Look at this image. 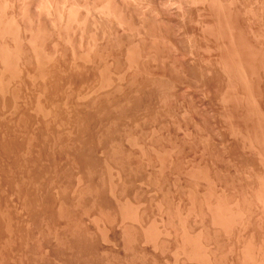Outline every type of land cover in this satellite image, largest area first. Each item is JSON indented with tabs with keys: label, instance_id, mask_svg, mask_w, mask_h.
<instances>
[{
	"label": "rangeland",
	"instance_id": "rangeland-1",
	"mask_svg": "<svg viewBox=\"0 0 264 264\" xmlns=\"http://www.w3.org/2000/svg\"><path fill=\"white\" fill-rule=\"evenodd\" d=\"M76 1H78V2H76ZM89 2H88V0H57V1L56 0H46V1L45 0H0V13H1L0 14V22H1L0 23V55L4 53V55L7 56L9 54L7 57H9V58L15 57L17 60H20V64H24L25 66H28V65L31 66L29 68H33V66H35V64L37 63L36 62L37 60L35 58L33 59V56H35L36 58L43 56V58L49 59L48 66L52 65L49 68L54 66L55 71H56V75L57 76L60 75L61 78L59 76L58 77L60 80L61 79L62 80L57 82L56 76L54 78L52 77L53 79H51V77L48 78V80H52V82H54V83L56 82L57 86L59 83L60 86H58V87H56V85H54V83H52L51 81H49V85L47 83H45L44 81L42 83H40L41 86H43L42 88L45 90V93L43 92L41 94L42 98L44 99L43 96H45V98H48L50 96L51 97H57V95L59 98L60 97H66V96L68 98V97H70L69 95L71 94L72 95L71 99L72 100L74 99L73 101H71V102H73L72 104L70 102L68 104L66 103L67 106L65 105V103L64 104L61 103V105H57L58 109L61 106L60 113H62L63 111L65 113L71 112L70 113V114H72L71 115V118H72L71 121H69V122H67V121L60 122L59 121L58 122V121H54L53 117H52V119H51V117L50 118L46 117V119H45L44 114L36 106L33 105L34 100L32 101V98L28 97L29 99H31V100H29L27 97L24 96V98L21 99L23 97V94L25 95L28 92L26 94V96H29V95L33 94L34 92H36V90H38L37 88H38L39 80L37 81L34 79V81H35V82H33L34 84L38 82V84L35 86L31 83L33 81L32 79H30L32 76H27V78L29 79L28 80L25 77V75H22V77L18 78V81L16 79V81H17L16 83L20 84V85L18 84L19 88H20L19 91L22 92V94L20 93L21 94L20 95L21 98L19 97L20 100H19V98L17 99L18 100L17 104H20V105H17V107L14 109H11L8 104L7 105L6 104L0 105V110L3 108L5 110V111L1 110L2 113L0 111V119H1L0 120V128H1L0 129V143H1L0 146H3V145L6 146V144L10 145V143H11V145L19 144L23 140V138H22L23 136L20 137L22 135V134H20L21 130H24L25 128L26 129H33V131L35 133H38V131H40V129L41 130L44 128L46 129L48 126H49L48 128H50V129H57V127L60 129H62V128L67 129L69 127L68 126V124H69L70 130H72V129L74 131L80 130L81 133L84 132L85 130L88 131L91 127H93L91 125L89 126L90 123H88L87 122L88 120H86L87 115H90V113H92L94 111V109L92 110L93 107L90 104L91 99L95 98L98 95H99L98 97L103 96L104 95L103 93L105 92V90L106 91L112 90L111 85H108V84H105V86H104V84L100 85V83L102 82L103 76L107 72L106 68H109V67L113 68V70L111 68H109L110 71H112V73H114L113 72L114 70L118 71V70L124 69L122 72L124 73V75L126 74L125 79L127 81L128 78H131L130 76L133 74V72L136 73L135 69L133 70V68H135V66H130L129 64L131 62L137 61V63L139 62L138 63L139 67H136V69L137 68H139V69H138V72L136 74L135 73L133 74V77L134 76L135 77L132 81L130 80L132 83L129 80L128 81L131 84L128 83V81L127 82L125 81L126 83H124V84H126V86L123 85L122 86L123 89L119 90V93L122 90L123 92H125V91L130 92V95L131 94H133V95L135 94L137 96L140 95V97L143 98V100H144V101H142L140 99L141 102L145 104L144 105L145 107H143L144 109H142V111H140L142 113V114L140 113V115L145 116V117L142 118L141 116H137L139 118L136 119L137 118L136 117L135 118L136 120L131 119V122H130V120H128L127 121L128 124H126L127 126L125 125V127H127L128 129L127 128L123 129L121 134L123 132H125V133H123L124 135L120 134L121 137L122 136L123 137L122 138L120 137L121 140H119V142H118L121 145L120 146L121 148L119 151H121V153L125 151L124 157L127 158L126 159V161H127L126 162L127 163L126 172L127 173L125 172V175H127L129 173L130 176L128 175L127 178H125V181L123 179L124 188L122 186L123 184H121V186H119V189L122 188V190L118 189L116 193L114 191H112L110 183H108L106 180H105V183L100 184V186L98 188V190H99L98 196H101V198L106 202V205L108 206V210L99 211V210H97L98 209L97 206L95 208H94V206L93 207L89 206L87 209H84V210L75 207L74 211L72 213H73V216L76 217V219L78 220V224H76L78 227H74L73 224L72 225L70 223L67 224V222L64 220V219H66V217L63 215L62 211H60V209L56 203L57 198H59L61 195V192H60L61 190H60L58 184H56V182H51V183L49 182L47 184L43 183V185H42V182L40 183V181H37V180H34V181L31 180L30 181V179H28V178H24L26 181L25 180L22 181L21 180L22 178H20V177H18L19 178V180H18L16 178L17 175L15 173H14L15 177L13 178L14 174H11V176H12L11 177L10 173H12V171L9 173V170H11V169L9 167H7L8 160H6V157L8 159V156L3 154L2 153L3 151H1V149H0V152L2 153V154L0 153V159H1L0 165L3 166V167L0 166V170H1L0 171V264H77V262L79 260L76 258V256L78 257V255L75 254L76 255L75 256L69 247V244L71 241V238H69L70 237L69 231H71V229L73 230L75 228H78V229L80 228V230L82 232L87 234V237H89L90 240H92V242L94 243L93 245L96 247L95 248L96 251L93 255H91V258L89 257V259L87 258L86 261H84L85 264H96V262H97V264H106V263L107 264H163V263L164 264H177V262H178V264H213V263H211V262H209L203 258V255L201 252L202 248H199L200 247L199 243L201 244L200 241L204 240V237H206L207 233H210L212 238L215 236V238L213 239L215 241V245L213 246V248L215 247L214 253L216 255L215 256L216 257V263H214V264H219V263L220 264H233V263L234 264H238V263H241V264L244 263L245 264V262L247 260H248L247 264H249V263L253 264V260L256 258V252H255L256 250H257V252L262 250L260 253L261 256L264 254V252H263L264 251V244H262V243H264V225H262V224H264V218H263L264 217V213H263L264 210L262 209L263 208L262 204L260 202L258 204L256 202L257 200H254V199L258 198V197H256L257 191L255 190V189H257V190L259 189L257 187L259 184L258 182L260 181L261 177L264 178V174H262V173H264V166H263L264 165V163H263L264 158L262 159V157L264 156L263 155L264 154V144H263L264 143V0H168L167 2H166V0H115V1L114 0H89ZM93 2H95V3H93ZM212 2H214V3H212ZM101 4H102V6H101ZM41 5L44 7H42ZM55 5H58V6H55ZM4 7H6V9ZM36 7H38V8H36ZM93 7H94V9H93ZM67 9H68V13L65 14L64 12H67ZM103 9H105V10H103ZM106 9H108V10H106ZM98 10H100V12ZM95 11H97V12L95 13ZM103 12L104 13L106 12V13L104 14ZM46 13L48 15H46ZM70 13L72 15H69ZM54 14L56 17L54 16ZM57 14H58V16H57ZM62 14H63V17H62ZM67 15H69V16L67 17ZM108 16H110V18ZM117 16H118V18H117ZM85 17H86V19H85ZM66 18H68L69 21ZM70 18H72V19H70ZM60 19H61V21L63 19L65 21L63 20V22H61ZM115 19L119 20V21H116ZM168 20L169 21L171 20V21L169 22ZM75 21L76 22L78 21V22L76 23ZM67 22H69V23H67ZM109 22H111V23H109ZM117 22H119V23H117ZM79 23H82V24H79ZM121 23H122V25H121ZM6 24H8V25H6ZM77 24H79L80 26L79 25L77 26ZM123 24H124V28L121 27V26H123ZM71 25L73 28L71 27ZM1 26H3V27H1ZM68 26H70V27H68ZM75 26L78 28H75ZM84 29H85V31H84ZM103 29H106V30H103ZM167 29H169V30H167ZM158 31H161V32L158 33ZM113 33H115V34H113ZM214 35H215V37H214ZM115 36H116V38H115ZM142 36H144V37H142ZM12 38H13V40H12ZM112 40H113V43H112ZM37 41H39V42H37ZM33 42H35V43L33 44ZM96 42H97V44H96ZM93 44H95V45H93ZM164 44L166 46H164ZM172 44L174 45V47ZM189 44L191 45V47ZM194 44H196V45H194ZM144 45H146V46H144ZM35 46H37V47H35ZM91 47L92 48L95 47V48L92 49ZM101 47H104V48H101ZM206 47H208V48L206 49ZM40 49H41V51H40ZM101 49L104 52V53L102 52L103 55L101 53ZM133 49H135V50H133ZM138 49H139V51H138ZM171 49H173V50H171ZM200 49H201V51H200ZM34 50H35V52H34ZM136 50H137V52H136ZM193 50H195V51H193ZM88 51L90 52L89 54H88ZM191 51H192V53H190ZM94 52L96 53L97 56L95 55ZM157 52H158V54H156ZM133 53L137 54V56ZM34 54H36L38 56H36ZM108 55H110V57ZM120 56H122V57H120ZM141 56H142V58H141ZM146 56H148V57H146ZM21 57H23V58H21ZM30 57H31V59H30ZM88 57H90V58H88ZM104 57H106V58H104ZM139 57H140V59H139ZM166 57L168 60L166 59ZM183 57H185L184 60H183ZM222 57H223V59H222ZM231 57H232V59L230 60ZM136 58H137V60H136ZM199 58H201V59L199 60ZM133 59H135V60H133ZM155 59H156V61H155ZM97 60H98V62H97ZM125 60H126V62H125ZM24 61H25V63H24ZM28 61H29V63H26ZM147 61H150V62L147 63ZM158 61H160V62H158ZM21 62H23V63H21ZM100 63H101V65H100ZM105 64H108L107 66H109V67H107V66L104 67ZM67 65L69 66V69L67 68L68 67ZM85 65H86V67H83ZM97 65H98V67H96ZM117 65L120 67H118ZM222 65H224V66L226 65V66L224 67ZM25 66H23V68H28ZM115 66L118 67L119 69L116 70L117 68ZM231 66H232V68H231ZM1 67H2V64L0 63V68ZM94 67L97 70L101 69L102 71L99 70V72H98V71H96V69H94ZM114 67L116 69H114ZM178 67L180 69H178ZM202 67H203V70H202ZM54 68H52V69L54 70ZM78 68H80V69H78ZM183 68H185V69H183ZM58 69H59V71H58ZM194 69H196V70H194ZM231 69H233V70H231ZM130 70H132V71H130ZM197 70H198V73H197ZM223 70H225V71H223ZM0 71H2V68L0 69ZM200 71H201V74L199 73ZM226 71H227V73H226ZM57 72H59L61 74H59V73L57 74ZM152 72L154 74H152ZM228 72L230 75L232 74L231 77L228 74ZM234 72H235V74L233 75ZM77 73H78V79H80L79 76L82 77V75L87 74V76L85 75V76H83V78L86 79L88 77L90 83H88L86 85L84 83L83 84L84 86L82 85L80 87L81 84L77 85V84H73L72 82H69V78H72L75 75H76L75 77H77ZM127 74H129L130 76L128 77ZM199 74L202 76V79H201V76ZM136 75H137L138 81L140 83L139 86L140 87L142 86L141 89H143V90H141L139 87L138 92H136L138 90L137 89L138 88L137 82L135 83V86L137 87L136 89L134 86H132L133 89L130 88L132 84L134 85V81H137ZM154 75H155V79H154ZM62 76H64V77H62ZM228 76H229V78H228ZM65 77L68 80L64 79ZM126 77H128V78H126ZM164 78H166V79H164ZM215 78L217 79V81L214 80ZM24 79L27 80V81L25 80V83H23ZM63 79L65 81H63ZM230 80H232V81H230ZM20 81L22 83H20ZM66 81H67V84H63V83H66ZM98 81H100V82H98ZM46 82H48V81H46ZM60 82H62L63 85ZM68 82L72 83V84H69ZM197 82H198V84H197ZM216 82H217V84H216ZM43 83H45V86L47 84V86L45 88H44ZM26 84H27V86H26ZM18 85H16V87ZM24 85L26 86L28 91ZM97 85H98V87H97ZM99 86H100V88H99ZM108 86H110V87L108 88ZM19 88L17 87V89H19ZM86 88L88 89V91ZM148 88H149V90H148ZM204 88H205V90H204ZM91 89H93V90H91ZM102 89H103V91H102ZM151 89H153V90H151ZM97 90H98V92H97ZM162 90H163V92H162ZM67 91H69V92H67ZM169 91H171V92H169ZM77 92H79L78 97H77ZM85 92H87L86 93L87 95L84 94ZM81 93H82V96H81ZM101 93L103 95L100 96ZM116 93H118V90ZM43 94H45V95H43ZM147 94H149V95H147ZM90 95L91 96L93 95V96L91 97ZM133 95H132V97L134 99ZM202 95H204V96H202ZM137 96L135 97V99H138ZM205 96H207V97H205ZM7 97H10V96H7ZM79 97H81V98L79 99ZM84 97H85V99H84ZM198 97H199V99H198ZM220 97H221V99H219ZM26 98L28 100H26ZM101 98H103V97H101ZM166 98H168V99H166ZM194 98H195V100H194ZM214 98H215V100H214ZM235 98H238L239 100L235 99ZM8 99L9 98H6V100H8ZM133 99L130 98V101L132 100V102H133ZM225 99H226V101H224ZM130 101L128 103H130V105H131L132 103ZM138 102H139V99H138ZM145 102L148 103V106L146 105ZM193 102H195V103H193ZM224 102H225V104H224ZM203 103H204V105H203ZM87 104H89L88 108H87ZM7 107H9V108H7ZM66 107L68 108V110ZM224 107H225V109H224ZM56 109H55V111H57L59 113V110L58 109L56 110ZM151 109H153V110H151ZM144 110L145 111L147 110V111L145 112ZM158 110H160V112ZM208 110H209V112H208ZM13 111H14V113H13ZM15 111H16V114L18 112L17 115H15ZM25 113H27V114H25ZM145 113H146V115H145ZM210 113H211V115H210ZM78 114H79V116H78ZM167 115H168V117H167ZM85 116H86V119L84 118V121H83V117H85ZM156 116H157V118H156ZM23 117H25V118H23ZM75 117L81 118V119L78 120ZM14 119H16V120L14 121ZM44 119L48 120L50 122L47 121V124H46V121ZM149 119H150V121H149ZM153 119H155V120H153ZM76 120L78 122H75ZM81 120H82V122H81ZM138 120H139V122H138ZM53 121L57 122V124H59V126L56 125ZM135 121H137V122L135 123ZM29 123H30V125H29ZM63 123H64V125L62 126ZM129 123H131V124H129ZM138 123H139V125H137ZM144 123H145V125L146 124L147 125L145 126ZM153 123H155V124H153ZM65 124H67V125H65ZM76 124H78V125H76ZM60 125L62 128L60 127ZM79 125L82 127H79ZM137 126H138V128H137ZM139 126L140 127L142 126V127L139 128ZM76 127H78L79 129ZM87 127H88V129H86ZM94 128H96V130H97V127H93L91 129L94 130ZM82 129H84V131ZM137 129H139V130H137ZM160 129H162V130H160ZM4 130H5V132H4ZM93 130H92V132H94ZM96 130H95V132H96ZM12 131H14L13 133H15V132L17 133L19 131L18 132L19 137L15 136L16 139H18L19 141L16 140L15 137H14L15 141L13 140L14 135L13 134L11 135ZM76 131L74 133H77ZM80 131H78V133ZM90 131L91 130H89L88 133L84 132L86 134L83 133L84 134L83 137L85 138V141L82 142V144L85 143L84 145H86V143H87L88 145L90 144L89 146H92L93 152L95 151L94 152L95 159L101 160V161L105 160L107 157V149L105 147L106 142H105L104 135H102L103 136V138H102V136H100V135L97 136L95 133L92 135V137H94L96 135L98 138H96V136H95L93 139V138H91V135H90L91 133L89 134ZM129 131H131V132H129ZM143 132H145V133H143ZM72 133L73 132H71V134ZM134 133H136V134H134ZM88 134L90 135V137ZM133 134H134V136H133L134 139L136 136H137L136 139H138V136L141 135V136H139L138 141L136 139L133 140V138L130 137ZM144 134H147V136L146 135L144 136ZM2 135H4V137ZM74 135H76V134H74ZM74 135L72 134L73 137H74ZM80 135H82V134H80ZM80 135L77 137H80ZM232 135H234V136H232ZM239 135H241V136H239ZM87 136L89 138H91L92 141H91V139L88 140V138H86ZM143 136H144V138H143ZM242 136H244L243 138H245V139H243ZM7 137H8V141H7ZM232 137H234V138H232ZM255 137L257 139H255ZM62 138L63 139L61 141L64 140L63 136H62ZM80 138H82V137H80ZM80 138H77V139L79 140ZM123 138H124V140H123ZM56 140L57 139H55V141ZM82 140H83V138H82ZM86 140L90 141V142L88 143ZM134 141H137V142H134ZM7 142H9V143H7ZM14 142H16V143H14ZM34 142H38L37 138L34 139ZM76 143H80V142L77 141ZM136 143H138L140 145H138ZM91 144H94V145H91ZM130 144H131V146H130ZM142 144H143V146H142ZM137 146L138 147L140 146V147L138 148ZM131 147L133 148V150ZM256 149H257V151H256ZM205 151H207V152H205ZM101 152H102V154H101ZM166 152H168V153H166ZM259 152H261V153L258 154ZM224 153H226V154H224ZM232 154H235V155H232ZM167 155H168V157H167ZM54 156L57 157V155H54ZM228 156L230 158H228ZM130 157H132V158H130ZM158 158H159V160H158ZM210 158H211V160H209ZM4 160H6L5 161L6 163H4ZM128 160H130V161H128ZM261 160H262V162H261ZM241 161H242V163H241ZM162 163H164V164L167 163V164H165V166H164V164H162ZM248 167L251 169H249ZM8 168H9V170L7 171ZM197 168L198 169L202 168V169H199V171H198ZM244 168H246V169H244ZM33 169L34 170H31L30 174L34 175V178H36L35 174L33 172L37 173V170H35V168H33ZM159 169H160V171H159ZM7 173L9 174L8 176H7ZM153 174H154V176H153ZM257 175L259 177L256 178ZM260 175H263V176H260ZM124 177H126V176H124ZM128 177H129V179H128ZM156 177H158V178H156ZM248 177H249V179H247ZM8 178L9 179H11V178L15 179L16 178V182H14V180L11 181ZM230 178L231 179L233 178L232 180L234 182ZM143 179H145L146 181ZM156 179L157 180L159 179L158 182ZM256 179H257V181H256ZM248 180H249V182H248ZM28 181L30 182V184ZM152 181L153 182L155 181V182L153 183ZM139 182H140V184H138ZM256 182H257V184H256ZM19 183H22V184H19ZM104 184H105V187H104ZM229 184H231V185H229ZM44 185L45 186L47 185V187L44 188V190L47 189V190H45V192H44V190H41V189H43V187H45ZM126 185L128 188H125ZM250 186H251V188H250ZM152 187H153V189H152ZM223 187H224V189L222 190ZM252 187L254 189H252ZM22 188L24 191L27 189V192L30 191V193L32 191L31 194L28 193L29 194L28 196L31 195L29 197L30 200L28 199V202H25V200L23 201V196L21 195L22 193L20 192L22 190ZM227 188L229 190H227ZM125 189H127V190H125ZM251 189H252V191H251ZM23 190H22V192H24ZM262 190L263 191L261 193H262L263 197L261 200L263 201L264 186H263ZM150 191H151V193H150ZM216 191H218V193H219V191L221 192V193H219V197H218V193H216ZM231 191H233L234 193ZM111 193H113V194H111ZM120 193H123V194H120ZM34 194L38 195V196L36 197ZM19 195H20V197H19ZM131 195H132V197H131ZM140 195H142V196H140ZM222 195H224V196H222ZM253 195H254V197H253ZM70 196H72L71 191H70ZM112 196H113V198H112ZM128 196L131 199H129ZM221 196H222V199H221ZM244 196H246V197L244 198ZM119 197H121L123 200L121 201V198H119ZM123 197H125V198H123ZM114 198H116V199H114ZM33 199H35V201ZM229 199H230V201H229ZM215 200H216V202H218V201L221 202L219 212L216 211V212H218L219 217L221 216L220 219L224 218V216H225V218H224L225 220L224 219L219 220V222H217L218 220H216V223L220 224V222H223L225 225L226 224L227 225L224 228V229H226V231L220 230V232H219V230L216 229V231L214 230V235H213V232L211 229V224H213L212 220H211L212 217H211L210 211L208 210V207H209V205H212V204L214 205ZM30 201H32L30 203L32 205L28 204ZM124 201H125V203H124ZM213 201H214V203H213ZM234 201H235V218L237 217L235 220H234V217L228 218V216L231 217V215L233 213L232 211H234V210L230 209V208H232V206H234L233 205ZM210 202H212V204ZM236 202L238 203V206L240 207V209L237 206ZM121 204H123V205H121ZM225 204H226V207H225ZM228 205L230 208L228 207ZM114 206H115V208H114ZM123 206H124V208H123ZM222 206H223V208H222ZM236 207H238V208L236 209ZM247 207L248 208L250 207L249 208L250 210L254 207L252 209V214L254 215V216L252 215V218L253 217L254 218L250 221H247V223L250 224L249 226L247 225L248 228L246 225L243 226L244 228L246 226L245 230H243V227L240 226L242 229L241 230V229L237 228L238 227L237 224L238 223L240 224L239 220L242 218L241 215L245 216ZM227 208L229 210H231V212L228 211ZM176 209H177V211H176ZM223 209H225L228 212H226ZM257 209L259 212H256ZM136 210H140L139 212L142 213V215H143L139 219L135 218L136 217L135 216ZM222 210H223V212H222ZM43 212H45L47 215L48 214L50 215V220L46 221L43 224H40V223H42L41 218H42ZM224 212L227 213V215H224L223 214ZM236 212H237L238 216L236 215ZM152 213H154V214H152ZM238 213H240V214H238ZM86 215H88V216H86ZM133 215H134V217H133ZM183 216H185V217H183ZM244 216H243V218H244ZM189 217H191V218H189ZM178 218H179V222H178ZM257 218H259V219H257ZM232 219H233V221H232ZM111 220H113V221H111ZM134 220L135 221L137 220V223ZM133 221H134V223H133ZM225 221H228L231 224H228ZM234 221L236 222L235 225H234ZM166 222H167V226L165 225ZM180 222L181 223L183 222L182 225L180 224ZM232 222H233L234 227L232 225ZM169 223H170V225H169ZM194 223H196V224H194ZM208 223H209V225H208ZM223 223H221V224H223ZM163 225L166 228L168 227L167 230L170 233H168V235H166V233H165L164 234L166 236V237H164L165 242L160 243L157 239V238H159L158 235L160 233L159 234H157V233L159 232V230H161V227H164ZM37 226H39V227H37ZM140 226L141 227L143 226V228L146 227L144 229L145 231L147 230L146 231L147 239H144L145 241L144 240L140 241V240H138V238L136 239L135 235L137 233L138 234L141 233V231H142L140 229ZM171 226H173V227H171ZM151 227H153V228L151 229ZM201 227L202 228L204 227L205 229L204 228L202 229ZM45 228H48L50 230L49 231L47 229L49 231V233L48 232H46V233L42 232V231H44ZM174 228H175V230H174ZM184 228H186L185 232L189 231L190 233H191V231L192 232L198 231V230L202 231L201 234L199 233L198 235H196L198 237V239H197V237L195 238L193 235H191L189 237L191 245H189L190 246L188 248L189 253H187V255H186V253L184 254V252L180 250L181 248L178 249V245L176 244V243H178V240L182 234V229L184 230ZM231 228H232V230H231ZM39 230H41V231H39ZM11 232H13V233H11ZM40 232L43 235L45 234L44 237ZM226 232L228 233V235ZM261 232H262V234H261ZM225 234H226V236H225ZM230 234H231V236H230ZM46 236H47V238H46ZM80 236H79V238L83 237V235L81 237ZM168 236H171V237H168ZM235 236L236 237L238 236L237 237L238 239ZM251 236L253 237L252 239H251ZM106 237H107V239H105ZM114 237H115V239H114ZM74 238H76V236ZM85 238H82V239L84 240ZM32 239H33V241H32ZM44 239H45V241H44ZM76 239H78V237ZM254 239H255V241H254ZM40 240H41L42 244H43V242H45V243L42 245ZM156 240H157V242H156ZM243 240H244V242H243ZM196 242H197V244H196ZM10 243H12V244H10ZM60 243H62V244L59 245ZM65 243H66V245H63ZM157 243H158V245H157ZM27 244H29L28 247H27ZM174 244L177 246H175ZM247 244H248V246H247ZM217 245L219 247H217ZM41 247L42 248L44 247L43 251L41 250L42 249ZM251 247H253V248H251ZM39 249H40V252H39ZM176 249H177V251H175ZM243 249H244V252H242ZM233 250H235V251L233 252ZM245 250H247V251H245ZM252 250H254V251H252ZM11 251L13 252V254ZM240 251L243 254L244 253L251 254V252H252V254L251 255H245L244 254L245 256H243V257H244V260H246L244 262L243 257H241L242 254ZM165 252H166V254H163ZM229 252H231V253H229ZM254 252H255V257L252 256V255H254ZM110 258H111V260H110ZM173 258H175V259H173ZM235 258H237V259L235 260ZM241 258H242V260L239 261ZM74 259H77L78 261L75 262ZM261 259H263V261H264V256H263V258L261 257ZM224 260H226V261H224ZM249 261H252V262H249ZM254 262H256V261L254 260ZM79 264H82V263H79Z\"/></svg>",
	"mask_w": 264,
	"mask_h": 264
},
{
	"label": "bare ground",
	"instance_id": "bare-ground-1",
	"mask_svg": "<svg viewBox=\"0 0 264 264\" xmlns=\"http://www.w3.org/2000/svg\"><path fill=\"white\" fill-rule=\"evenodd\" d=\"M46 1V0H45ZM57 1V0H56ZM115 1V0H114ZM168 0H166V2H167ZM5 2V1H4ZM74 2V1H73ZM76 2H78V1H76ZM88 2H89V0H88ZM210 2V1H209ZM44 3V2H43ZM53 3V2H52ZM90 3V2H89ZM93 3H95V2H93ZM124 3V2H123ZM208 3V2H207ZM212 3H214V2H212ZM2 4V3H1ZM76 4V3H75ZM104 4V3H103ZM106 4V3H105ZM166 4V3H165ZM164 4V5H165ZM53 5V4H52ZM108 5V4H107ZM124 5V4H123ZM6 6V5H5ZM42 6V5H41ZM55 6H58V5H55ZM85 6V5H84ZM88 6V5H87ZM86 6V7H87ZM101 6H102V4H101ZM24 7V6H23ZM42 7H44V6H42ZM71 7V6H70ZM69 7V8H70ZM74 7V6H73ZM104 7V6H103ZM102 7V8H103ZM5 9H6V7H4ZM36 8H38V7H36ZM56 8V7H55ZM58 8V7H57ZM61 8V7H60ZM63 8V7H62ZM88 8V7H87ZM72 9V8H71ZM70 9V10H71ZM93 9H94V7H93ZM180 9V8H179ZM24 10V9H23ZM37 10V9H36ZM74 10V9H73ZM92 10V9H91ZM103 10H105V9H103ZM106 10H108V9H106ZM123 10V9H122ZM126 10V9H125ZM181 10V9H180ZM47 11V10H46ZM50 11V10H49ZM72 11V10H71ZM77 11V10H76ZM93 11V10H92ZM99 12H100V10H98ZM64 12V11H63ZM91 12V11H90ZM97 11H95V13H96ZM102 12V11H101ZM110 12V11H109ZM112 12V11H111ZM120 12V11H119ZM54 13V12H53ZM65 14L66 13H68V9H67V12H64ZM104 13V12H103ZM106 13V12H105ZM104 13V14H105ZM1 14V13H0ZM12 14V13H11ZM10 14V15H11ZM43 14V13H42ZM50 14V13H49ZM64 14V15H65ZM75 14V13H74ZM86 14V13H85ZM90 14V13H89ZM99 14V13H98ZM102 14V13H101ZM100 14V15H101ZM113 14V13H112ZM116 14V13H115ZM123 14V13H122ZM7 15V14H6ZM46 15H48L47 13H46ZM51 15V14H50ZM69 15H72L71 13L69 14ZM69 15H67V17L69 16ZM79 15V14H78ZM87 15V14H86ZM54 16H55V14H54ZM57 16H58V14H57ZM126 16V15H125ZM151 16V15H150ZM56 17V16H55ZM62 17H63V14H62ZM74 17V16H73ZM78 17V16H77ZM76 17V18H77ZM88 17V16H87ZM109 18H110V16H108ZM89 18V17H88ZM87 18V19H88ZM93 18V17H92ZM115 18V17H114ZM117 18H118V16H117ZM125 18V17H124ZM123 18V19H124ZM127 18V17H126ZM137 18V17H136ZM24 19V18H23ZM58 19V18H57ZM66 19H68V18H66ZM70 19H72V18H70ZM81 19V18H80ZM85 19H86V17H85ZM105 19V18H104ZM121 19V18H120ZM131 19V18H130ZM135 19V18H134ZM3 20V19H2ZM1 20V21H2ZM51 20V19H50ZM64 20V19H63ZM63 20L61 21V19H60V21L61 22H63ZM116 20V19H115ZM132 20V19H131ZM7 21V20H6ZM65 21V20H64ZM68 21H69V19H68ZM84 21V20H83ZM82 21V22H83ZM91 21V20H90ZM106 21V20H105ZM116 21H119V20H116ZM122 21V20H121ZM124 21V20H123ZM128 21V20H127ZM169 21V20H168ZM171 21V20H170ZM169 21V22H170ZM76 22V21H75ZM78 22V21H77ZM76 22V23H77ZM107 22V21H106ZM143 22V21H142ZM156 22V21H155ZM164 22V21H163ZM174 22V21H173ZM1 23V22H0ZM66 23V22H65ZM67 23H69V22H67ZM109 23H111V22H109ZM108 23V24H109ZM116 23V22H115ZM117 23H119V22H117ZM128 23V22H127ZM162 23V22H161ZM74 24V23H73ZM79 24H82V23H79ZM79 24H77V26L79 25ZM141 24V23H140ZM148 24V23H147ZM163 24V23H162ZM185 24V23H184ZM203 24V23H202ZM6 25H8V24H6ZM61 25V24H60ZM64 25V24H63ZM67 25V24H66ZM121 25H122V23H121ZM120 25V26H121ZM149 25V24H148ZM23 26V25H22ZM65 26V25H64ZM63 26V27H64ZM80 26V25H79ZM95 26V25H94ZM119 26V25H118ZM127 26V25H126ZM166 26V25H165ZM1 27H3V26H1ZM55 27V26H54ZM61 27V26H60ZM68 27H70V26H68ZM71 27H72V25H71ZM100 27V26H99ZM108 27V26H107ZM121 27H123L124 28V24H123V26H121ZM120 27V28H121ZM151 27V26H150ZM178 27V26H177ZM207 27V26H206ZM11 28V27H10ZM73 28V27H72ZM75 28H78V27H76L75 26ZM126 28V27H125ZM130 28V27H129ZM167 28V27H166ZM202 28V27H201ZM52 29V28H51ZM55 29V28H54ZM57 29V28H56ZM62 29V28H61ZM114 29V28H113ZM159 29V28H158ZM63 30V29H62ZM67 30V29H66ZM72 30V29H71ZM76 30V29H75ZM103 30H106V29H103ZM108 30V29H107ZM121 30V29H120ZM123 30V29H122ZM127 30V29H126ZM146 30V29H145ZM153 30V29H152ZM151 30V31H152ZM167 30H169V29H167ZM206 30V29H205ZM204 30V31H205ZM65 31V30H64ZM84 31H85V29H84ZM111 31V30H110ZM114 31V30H113ZM149 31V30H148ZM154 31V30H153ZM157 31V30H156ZM166 31V30H165ZM209 31V30H208ZM5 32V31H4ZM125 32V31H124ZM150 32V31H149ZM159 32H161V31H158V33ZM168 32V31H167ZM176 32V31H175ZM6 33V32H5ZM83 33V32H82ZM102 33V32H101ZM144 33V32H143ZM148 33V32H147ZM165 33V32H164ZM8 34V33H7ZM6 34V35H7ZM20 34V33H19ZM96 34V33H95ZM105 34V33H104ZM113 34H115V33H113ZM112 34V35H113ZM126 34V33H125ZM192 34V33H191ZM5 35V34H4ZM111 35V34H110ZM124 35V34H123ZM140 35V34H139ZM138 35V36H139ZM154 35V34H153ZM152 35V36H153ZM13 36V35H12ZM11 36V37H12ZM18 36V35H17ZM52 36V35H51ZM96 36V35H95ZM104 36V35H103ZM119 36V35H118ZM174 36V35H173ZM191 36V35H190ZM10 37V36H9ZM46 37V36H45ZM98 37V36H97ZM107 37V36H106ZM111 37V36H110ZM114 37V36H113ZM142 37H144V36H142ZM161 37V36H160ZM165 37V36H164ZM214 37H215V35H214ZM42 38V37H41ZM81 38V37H80ZM101 38V37H100ZM115 38H116V36H115ZM163 38V37H162ZM213 38V37H212ZM58 39V38H57ZM91 39V38H90ZM119 39V38H118ZM125 39V38H124ZM172 39V38H171ZM177 39V38H176ZM12 40H13V38H12ZM92 40V39H91ZM109 40V39H108ZM111 40V39H110ZM164 40V39H163ZM205 40V39H204ZM2 41V40H1ZM31 41V40H30ZM89 41V40H88ZM94 41V40H93ZM92 41V42H93ZM97 41V40H96ZM122 41V40H121ZM124 41V40H123ZM143 41V40H142ZM141 41V42H142ZM167 41V40H166ZM169 41V40H168ZM16 42V41H15ZM14 42V43H15ZM37 42H39V41H37ZM83 42V41H82ZM102 42V41H101ZM164 42V41H163ZM170 42V41H169ZM190 42V41H189ZM194 42V41H193ZM196 42V41H195ZM12 43V42H11ZM35 42H33V44H34ZM100 43V42H99ZM105 43V42H104ZM112 43H113V40H112ZM115 43V42H114ZM119 43V42H118ZM140 43V42H139ZM7 44V43H6ZM37 44V43H36ZM55 44V43H54ZM96 44H97V42H96ZM109 44V43H108ZM170 44V43H169ZM198 44V43H197ZM3 45V44H2ZM30 45V44H29ZM41 45V44H40ZM88 45V44H87ZM93 45H95V44H93ZM111 45V44H110ZM109 45V46H110ZM119 45V44H118ZM123 45V44H122ZM143 45V44H142ZM173 45V44H172ZM188 45V44H187ZM190 45V44H189ZM194 45H196V44H194ZM6 46V45H5ZM9 46V45H8ZM90 46V45H89ZM88 46V47H89ZM97 46V45H96ZM144 46H146V45H144ZM148 46V45H147ZM151 46V45H150ZM163 46V45H162ZM164 46H166L165 44H164ZM2 47V46H1ZM7 47V46H6ZM33 47V46H32ZM35 47H37V46H35ZM44 47V46H43ZM113 47V46H112ZM138 47V46H137ZM136 47V48H137ZM156 47V46H155ZM169 47V46H168ZM173 47H174V45H173ZM188 47V46H187ZM190 47H191V45H190ZM200 47V46H199ZM92 48V47H91ZM93 48H95V47H93ZM92 48V49H93ZM99 48V47H98ZM101 48H104V47H101ZM106 48V47H105ZM111 48V47H110ZM121 48V47H120ZM176 48V47H175ZM174 48V49H175ZM185 48V47H184ZM183 48V49H184ZM202 48V47H201ZM208 47H206V49H207ZM4 49V48H3ZM7 49V48H6ZM5 49V50H6ZM14 49V48H13ZM45 49V48H44ZM156 49V48H155ZM163 49V48H162ZM166 49V48H165ZM8 50V49H7ZM57 50V49H56ZM108 50V49H107ZM111 50V49H110ZM114 50V49H113ZM116 50V49H115ZM121 50V49H120ZM133 50H135V49H133ZM158 50V49H157ZM170 50V49H169ZM171 50H173V49H171ZM185 50V49H184ZM198 50V49H197ZM209 50V49H208ZM219 50V49H218ZM9 51V50H8ZM33 51V50H32ZM40 51H41V49H40ZM76 51V50H75ZM82 51V50H81ZM93 51V50H92ZM138 51H139V49H138ZM141 51V50H140ZM165 51V50H164ZM167 51V50H166ZM193 51H195V50H193ZM200 51H201V49H200ZM10 52V51H9ZM34 52H35V50H34ZM38 52V51H37ZM80 52V51H79ZM98 52V51H97ZM103 51H102V49H101V53H102ZM119 52V51H118ZM136 52H137V50H136ZM145 52V51H144ZM170 52V51H169ZM186 52V51H185ZM8 53V52H7ZM11 53V52H10ZM26 53V52H25ZM28 53V52H27ZM40 53V52H39ZM56 53V52H55ZM63 53V52H62ZM90 52L88 51V54H89ZM95 53V52H94ZM99 53V52H98ZM97 53V54H98ZM104 53V52H103ZM103 53H102V55H103ZM111 53V52H110ZM114 53V52H113ZM190 53H192V51L190 52ZM6 54V53H5ZM14 54V53H13ZM17 54V53H16ZM31 54V53H30ZM38 54V53H37ZM73 54V53H72ZM77 54V53H76ZM80 54V53H79ZM92 54V53H91ZM133 54H135V53H133ZM154 54V53H153ZM156 54H158V52L156 53ZM194 54V53H193ZM9 55V54H8ZM7 55V56H8ZM28 55V54H27ZM26 55V56H27ZM34 55H36V54H34ZM39 55V54H38ZM38 55H36V56H38ZM95 55H96V53H95ZM111 55V54H110ZM110 55H108L109 57H110ZM116 55V54H115ZM118 55V54H117ZM127 55V54H126ZM136 56H137V54H135ZM191 55V54H190ZM197 55V54H196ZM6 55H4V53L3 54H1L0 55V63L2 64V71H0L1 73H0V105H9V107L11 108V109H14V108H16L17 107V105H20V104H17V99L20 97V95L22 94V92H20L19 90H20V88H19V85L16 83L17 81H18V78H20V77H22V75H25V77L27 78V76H32L30 79H32L31 81V83L33 84V85H37L38 84V82L37 83H33V82H35L34 81V79L35 80H39V84L40 83H42L43 81L45 82V83H47L48 85H49V81H51L52 82V80H48V78H50L51 77V79H53L55 76H56V81L57 82H59V81H61L60 79H59V77L61 78V76L60 75H56V71H55V68H54V66L53 67H51V68H49L50 66H52V65H50V66H48V61H49V59H47V58H43V56L42 57H39V58H36L35 56H33V59L35 58L37 61V63L35 64V66H33V68H29V67H31V66H25L24 64H20V60H17L15 57L14 58H9V57H7ZM11 56V55H10ZM24 56V55H23ZM29 56V55H28ZM63 56V55H62ZM65 56V55H64ZM84 56V55H83ZM97 56V55H96ZM139 56V55H138ZM151 56V55H150ZM172 56V55H171ZM12 57V56H11ZM45 57V56H44ZM120 57H122V56H120ZM146 57H148V56H146ZM152 57V56H151ZM202 57V56H201ZM221 57V56H220ZM21 58H23V57H21ZM51 58V57H50ZM75 58V57H74ZM73 58V59H74ZM78 58V57H77ZM84 58V57H83ZM88 58H90V57H88ZM101 58V57H100ZM104 58H106V57H104ZM112 58V57H111ZM126 58V57H125ZM124 58V59H125ZM141 58H142V56H141ZM177 58V57H176ZM184 58L185 57H183V60H184ZM204 58V57H203ZM27 59V58H26ZM30 59H31V57H30ZM47 59V60H46ZM53 59V58H52ZM81 59V58H80ZM97 59V58H96ZM95 59V60H96ZM108 59V58H107ZM139 59H140V57H139ZM147 59V58H146ZM152 59V58H151ZM166 59H167V57H166ZM171 59V58H170ZM173 59V58H172ZM201 58H199V60H200ZM205 59V58H204ZM222 59H223V57H222ZM232 59V57L230 58V60ZM234 59V58H233ZM94 60V59H93ZM102 60V59H101ZM104 60V59H103ZM119 60V59H118ZM133 60H135V59H133ZM136 60H137V58H136ZM153 60V59H152ZM151 60V61H152ZM165 60V59H164ZM168 60V59H167ZM174 60V59H173ZM226 60V59H225ZM23 61V60H22ZM35 61V60H34ZM105 61V60H104ZM120 61V60H119ZM155 61H156V59H155ZM162 61V60H161ZM187 61V60H186ZM219 61V60H218ZM235 61V60H234ZM60 62V61H59ZM74 62V61H73ZM77 62V61H76ZM95 62V61H94ZM97 62H98V60H97ZM113 62V61H112ZM118 62V61H117ZM125 62H126V60H125ZM129 62V61H128ZM136 62V63H135ZM135 62H131L129 65L130 66H135V68H133V70L135 69V71H136V73L138 72V69L139 68H137L136 69V67H139V62L137 63V61H135ZM148 62H150V61H147V63ZM158 62H160V61H158ZM165 62V61H164ZM227 62V61H226ZM21 63H23V62H21ZM24 63H25V61H24ZM26 63H29V61L28 62H26ZM31 63V62H30ZM35 63V62H34ZM67 63V62H66ZM84 63V62H83ZM110 63V62H109ZM116 63V62H115ZM146 63V64H147ZM153 63V62H152ZM157 63V62H156ZM174 63V62H173ZM182 63V62H181ZM187 63V62H186ZM224 63V62H223ZM232 63V62H231ZM230 63V64H231ZM192 64V63H191ZM235 64V63H234ZM54 65V64H53ZM87 65V64H86ZM86 65L85 66H83V67H86ZM90 65V64H89ZM100 65H101V63H100ZM99 65V66H100ZM108 64H105L104 65V67L105 66H107ZM116 65V64H115ZM124 65V64H123ZM122 65V66H123ZM141 65V64H140ZM148 65V64H147ZM150 65V64H149ZM157 65V64H156ZM171 65V64H170ZM176 65V64H175ZM184 65V64H183ZM219 65V64H218ZM232 65V64H231ZM23 66H25V67H28V68H23ZM65 66V65H64ZM68 66V65H67ZM103 66V65H102ZM114 66V65H113ZM112 66V67H113ZM118 66V65H117ZM166 66V65H165ZM169 66V65H168ZM200 66V65H199ZM222 66H224V65H222ZM226 66V65H225ZM224 66V67H225ZM230 66V65H229ZM96 67H98V65L96 66ZM107 67H109V66H107ZM116 67V66H115ZM114 67V69H116V70H118L119 68L118 67H120V66H118V67H116L115 68ZM152 67V66H151ZM181 67V66H180ZM195 67V66H194ZM234 67V66H233ZM0 68V69H1ZM52 68H54V70L52 69ZM66 68V67H65ZM68 69H69V66L67 67ZM91 68V67H90ZM93 68V67H92ZM109 68H111V67H109ZM109 68H106L107 69V72H106V74L103 76V79H102V82L100 83V85L101 84H104V86H105V84H108V85H111V87H112V90H108V91H106L105 90V92L102 94H100V96L101 95H103V96H101V97H103V98H101V97H98V96H96L95 98H93V99H91V102H90V104L92 105V110L94 109V111L92 112V113H90V115H87V119H86V116L85 117H83V121H84V118L86 119V120H88L87 122L88 123H90L89 124V126L91 125V126H93V127H97V130H96V128H94V130L93 129H91V128H93V127H91L89 130H91L90 132H89V134L91 135V138H93L94 139V137L97 135H100V136H102V135H104V137H105V142H106V145H105V147H106V149H107V157H106V159L105 160H97V159H95V156H94V152H93V148H92V146H89L87 143H86V145H84L85 143H83L82 144V142H84L85 141V138L83 137L84 136V134H86V133H88V131H84V129H82L84 132H86V133H84V132H82L81 133V131L80 130H78V131H80L79 133H78V131H76L77 133H74L75 131L73 130H70V125L68 124V128L67 129H64V128H62L61 127V125H60V127L62 128V129H60V128H58L57 127V129H50V128H44V129H40V131H38V133H35L34 131H33V129H24V130H21V133L20 134H22L20 137H22L23 138V140L19 143V144H15V145H11V143H10V145H8V144H6V146H4L3 144V146H0V149H1V151H3L2 153L3 154H5V155H7L8 156V159H7V157H6V160H8V164H7V167H9L11 170H9V168L7 169V171L9 170V173L12 171V173H10V176H11V174H16L17 175V179L19 180V178L18 177H20V178H22L21 180L22 181H24L25 179L24 178H28V179H30V181L31 180H37V181H40V183L42 182V185H43V183L44 184H47V183H51V182H56V184H58V186H59V188H60V192H61V195H60V197L59 198H57V201H56V203H57V205H58V207H59V209H60V211H62V213H63V215L66 217V219H64L66 222H67V224H73L74 225V227H78L76 224H78V220L76 219V217H74L73 216V211H74V208L76 207V208H79V209H82V210H84V209H87L89 206H94V208L97 206V210H99V211H105V210H108V206L106 205V202L101 198V196H98L99 194V190H98V188H99V186H100V184H102V183H105V180L108 182V183H110V185H111V189H112V191H114L115 193L117 192V190L119 189V186H121V184H123L122 186H123V188H124V181H125V178H127V176L129 175V173L127 174V175H125V172H126V167H127V161H126V157H124V152H122L121 153V151H119L120 150V143H118L119 142V140H121L120 139V137H121V135L123 134V133H125V132H123L122 134H121V132L123 131V129H125V128H127V127H125V125L126 124H128L127 123V121L128 120H130V122H131V119H135L137 116H141L142 118L143 117H145V116H142V115H140V111H142V109H144L143 107H145L144 105V103H142L141 102V100L142 101H144L143 100V98H141L140 97V95H133V94H131L130 95V92H123L122 90H121V94L119 93V90L120 89H123L122 88V86L123 85H125L126 86V84H124V83H126L128 80L130 81H132L133 79H134V77H133V74L135 73V72H133V74L130 76L129 74H127L128 75V77L130 76L131 78H128V77H126V78H128L127 79V81H126V79H125V75H124V73L122 72L124 69H121V70H118V71H113L114 73H112V71H110V69ZM122 68V67H121ZM131 68V67H130ZM143 68V67H142ZM165 68V67H164ZM186 68V67H185ZM185 68H183V69H185ZM209 68V67H208ZM223 68V67H222ZM229 68V67H228ZM227 68V69H228ZM231 68H232V66H231ZM235 68V67H234ZM76 69V68H75ZM78 69H80V68H78ZM84 69V68H83ZM94 69H96L95 67H94ZM99 69V68H98ZM112 70H113V68H111ZM141 69V68H140ZM145 69V68H144ZM178 69H180L179 67H178ZM198 69V68H197ZM201 69V68H200ZM225 69V68H224ZM61 70V69H60ZM99 70H101V69H99ZM99 70H97L96 69V71H98L99 72ZM127 70V69H126ZM146 70V69H145ZM169 70V69H168ZM177 70V69H176ZM194 70H196V69H194ZM202 70H203V67H202ZM221 70V69H220ZM231 70H233V69H231ZM235 70V69H234ZM9 73H8V72ZM58 71H59V69H58ZM85 71V70H84ZM92 71V70H91ZM102 71V70H101ZM104 71V70H103ZM130 71H132V70H130ZM141 71V70H140ZM143 71V70H142ZM175 71V70H174ZM178 71V70H177ZM218 71V70H217ZM223 71H225V70H223ZM238 71V70H237ZM75 72V71H74ZM125 72V71H124ZM146 72V71H145ZM144 72V73H145ZM194 72V71H193ZM210 72V71H209ZM215 72V71H214ZM230 72V71H229ZM229 72H228V74H229ZM59 72H57V74H58ZM80 73V72H79ZM135 73V74H136ZM197 73H198V70H197ZM200 74H201V71L199 72ZM204 73V72H203ZM221 73V72H220ZM226 73H227V71H226ZM231 73V72H230ZM59 74H61V73H59ZM75 74V73H74ZM152 74H154L153 72H152ZM161 74V73H160ZM178 74V73H177ZM192 74V73H191ZM195 74V73H194ZM199 74V75H200ZM211 74V73H210ZM235 74V72L233 73V75ZM87 76V74H84V75H82V77L81 76H79L80 77V79H78V73H77V77H75V76H73L72 78H69V82H72L73 84H81L80 85V87L85 83V85L86 84H88V83H90L89 82V78L87 77L86 79L85 78H83V76ZM138 75V74H137ZM137 75H136V77H137ZM146 75V74H145ZM230 75V74H229ZM232 75V74H231ZM231 75H230V77H231ZM93 76V75H92ZM185 76V75H184ZM201 76V75H200ZM214 76V75H213ZM226 76V75H225ZM53 77V78H52ZM62 77H64V76H62ZM68 77V76H67ZM146 77V76H145ZM157 77V76H156ZM193 77V76H192ZM196 77V76H195ZM215 77V76H214ZM218 77V76H217ZM83 78V79H82ZM142 78V77H141ZM150 78V77H149ZM162 78V77H161ZM190 78V77H189ZM200 78V77H199ZM226 78V77H225ZM228 78H229V76H228ZM16 79H17V81H16ZM28 79V78H27ZM64 79H66V80H68L66 77L64 78ZM63 79V81H65ZM91 79V78H90ZM154 79H155V75H154ZM164 79H166V78H164ZM201 79H202V76H201ZM219 79V78H218ZM25 80L26 79H24L23 81V83H25ZM29 80V79H28ZM42 80V81H41ZM55 80V79H54ZM137 81H134V85L132 84L131 85V89H133V87L132 86H134L135 87V89L137 88L136 86H135V83L137 82L138 84H137V86H138V90L136 91V92H138L139 91V85H140V83H139V81H138V77H137V79H136ZM140 80V79H139ZM150 80V79H149ZM148 80V81H149ZM204 80V79H203ZM202 80V81H203ZM208 80V79H207ZM214 80H216L217 81V79L215 78ZM27 81V80H26ZM41 81V82H40ZM46 81H48V82H46ZM126 81V82H125ZM128 81V83H130ZM147 81V80H146ZM154 81V80H153ZM165 81V80H164ZM209 81V80H208ZM213 81V80H212ZM229 81V80H228ZM230 81H232V80H230ZM30 82V81H29ZM68 82V83H69ZM79 82V83H78ZM98 82H100V81H98ZM144 82V81H143ZM159 82V81H158ZM157 82V83H158ZM161 82V81H160ZM220 82V81H219ZM218 82V83H219ZM20 83H22L21 81H20ZM45 83H43V85H44V88L47 86V84H46V86H45ZM52 83H54V82H52ZM51 83V84H52ZM61 84H62V82H60ZM72 83H69V84H72ZM132 83V82H131ZM130 83V84H131ZM153 83V82H152ZM215 83V82H214ZM38 84V90H36V92H34L33 94H31V95H29V96H26V94L28 93H26L25 95L23 94V97L21 98V99H23L24 98V96L25 97H29V98H32V101L34 100V106H36L43 114H44V117H45V119H46V117H48V118H50L51 117V119H52V117H53V120L54 121H60V122H64V121H67V122H69V121H71L72 120V118H71V115L72 114H70L71 112H69V113H65L63 110V112L62 113H60V108H61V106H60V108L58 109V106L57 105H61V103H65V105H66V103L68 104L69 102L72 104L73 102H71V101H73L72 99H71V94L69 95L70 97H68L67 98V96L66 97H58V95H57V97H48V98H45V96H43L44 97V99L42 98V93L44 92L45 93V90L42 88L43 86H41V84L39 85ZM50 84V85H51ZM57 83L55 82L54 83V85H56ZM63 84H67V81H66V83H63ZM62 84V85H63ZM99 84V83H98ZM129 84V85H130ZM146 84V83H145ZM156 84V83H155ZM154 84V85H155ZM197 84H198V82H197ZM203 84V83H202ZM207 84V83H206ZM216 84H217V82H216ZM16 85H18L17 87L19 88V89H17V87H16ZM128 85V86H129ZM151 85V84H150ZM158 85V84H157ZM213 85V84H212ZM232 85V84H231ZM25 86V85H24ZM26 86H27V84H26ZM26 86H25V88H26ZM58 86H60L59 85V83H58ZM57 85H56V87H58ZM70 86V85H69ZM76 86V85H75ZM84 86V85H83ZM124 86V87H125ZM162 86V85H161ZM203 86V85H202ZM21 87V86H20ZM30 87V86H29ZM64 87V86H63ZM74 87V86H73ZM97 87H98V85H97ZM110 86H108V88H109ZM142 87V86H141ZM141 87H140V89H141ZM24 88V89H25ZM61 88V87H60ZM99 88H100V86H99ZM129 88V87H128ZM129 88V89H130ZM157 88V87H156ZM161 88V87H160ZM23 89V90H24ZM27 89V88H26ZM30 89V88H29ZM47 89V88H46ZM62 89V88H61ZM67 89V88H66ZM72 89V88H71ZM87 89V88H86ZM98 89V88H97ZM111 89V88H110ZM126 89V88H125ZM163 89V88H162ZM57 90V89H56ZM73 90V89H72ZM91 90H93V89H91ZM90 90V91H91ZM117 90H118V93H116L117 92ZM128 90V89H127ZM141 90H143V89H141ZM148 90H149V88H148ZM151 90H153V89H151ZM160 90V89H159ZM204 90H205V88H204ZM27 91H28V89H27ZM32 91V90H31ZM76 91V90H75ZM80 91V90H79ZM87 91H88V89H87ZM95 91V90H94ZM93 91V92H94ZM102 91H103V89H102ZM130 91V90H129ZM209 91V90H208ZM216 91V90H215ZM221 91V90H220ZM62 92V91H61ZM66 92V91H65ZM67 92H69V91H67ZM73 92V91H72ZM81 92V91H80ZM92 92V93H93ZM97 92H98V90H97ZM152 92V91H151ZM159 92V91H158ZM162 92H163V90H162ZM161 92V93H162ZM169 92H171V91H169ZM174 92V91H173ZM21 93V94H20ZM25 93V92H24ZM32 93V92H31ZM56 93V92H55ZM64 93V92H63ZM78 93L79 92H77V97H78ZM87 92H85L84 94H86ZM95 93V92H94ZM132 93V92H131ZM134 93V92H133ZM160 93V92H159ZM202 93V92H201ZM47 94V93H46ZM57 94V93H56ZM61 94V93H60ZM90 94V93H89ZM96 94V93H95ZM98 94V93H97ZM139 94V93H138ZM143 94V93H142ZM141 94V95H142ZM218 94V93H217ZM43 95H45V94H43ZM48 95V94H47ZM55 95V94H54ZM68 95V94H67ZM75 95V94H74ZM80 95V94H79ZM87 95V94H86ZM132 95L134 96V99H133V97H132ZM147 95H149V94H147ZM205 95V94H204ZM204 95H202V96H204ZM212 95V94H211ZM210 95V96H211ZM214 95V94H213ZM7 96H10V97H7ZM53 96V95H52ZM61 96V95H60ZM63 96V95H62ZM81 96H82V93H81ZM91 96V95H90ZM93 96V95H92ZM91 96V97H92ZM138 97V99H139V102H138V99H135V97ZM140 97V98H139ZM154 97V96H153ZM205 97H207V96H205ZM6 98H9L8 100H6ZM20 98H19V100H20ZM26 98V100H28ZM81 97H79V99H80ZM87 98V97H86ZM90 98V97H89ZM130 98H132L133 99V102H132V100L130 101ZM152 98V97H151ZM159 98V97H158ZM216 98V97H215ZM215 98H214V100H215ZM78 99V98H77ZM76 99V100H77ZM78 99V100H79ZM84 99H85V97H84ZM141 99V100H140ZM166 99H168V98H166ZM173 99V98H172ZM186 99V98H185ZM198 99H199V97H198ZM219 99H221V97L219 98ZM224 99V98H223ZM235 99H238V98H235ZM25 100V101H26ZM29 100H31V99H29ZM147 100V99H146ZM150 100V99H149ZM152 100V99H151ZM171 100V99H170ZM194 100H195V98H194ZM193 100V101H194ZM213 100V101H214ZM229 100V99H228ZM239 100V99H238ZM131 102L132 104L130 105V103H128V102ZM148 101V100H147ZM146 101V102H147ZM155 101V100H154ZM166 101V100H165ZM181 101V100H180ZM197 101V100H196ZM202 101V100H201ZM217 101V100H216ZM220 101V100H219ZM224 101H226V99L224 100ZM75 102V101H74ZM88 102V101H87ZM145 102V103H146ZM156 102V101H155ZM164 102V101H163ZM212 102V101H211ZM23 103V102H22ZM29 103V102H28ZM128 103V104H127ZM193 103H195V102H193ZM198 103V102H197ZM209 103V102H208ZM223 103V102H222ZM26 104V103H25ZM160 104V103H159ZM163 104V103H162ZM212 104V103H211ZM224 104H225V102H224ZM228 104V103H227ZM28 105V104H27ZM32 105V104H31ZM88 105L89 104H87V108H88ZM146 105L148 106V103H146ZM196 105V104H195ZM203 105H204V103H203ZM67 106V105H66ZM5 107V106H4ZM9 107H7V108H9ZM29 107V106H28ZM59 110V113L57 112V111H55V109L56 108ZM63 107V106H62ZM153 107V106H152ZM165 107V106H164ZM6 108V109H7ZM35 108V107H34ZM36 108V109H37ZM67 108V107H66ZM65 108V109H66ZM170 108V107H169ZM174 108V107H173ZM193 108V107H192ZM10 109V110H11ZM30 109V108H29ZM56 109V110H57ZM64 109V108H63ZM75 109V108H74ZM79 109V108H78ZM83 109V108H82ZM90 109V108H89ZM146 109V108H145ZM161 109V108H160ZM205 109V108H204ZM224 109H225V107H224ZM1 110H4V108L3 109H1ZM0 110V111H1ZM67 110H68V108H67ZM70 110V109H69ZM151 110H153V109H151ZM260 110V109H259ZM5 111V110H4ZM12 111V110H11ZM19 111V110H18ZM29 111V110H28ZM66 111V110H65ZM76 111V110H75ZM145 111V110H144ZM147 111V110H146ZM145 111V112H146ZM159 112H160V110H158ZM174 111V110H173ZM195 111V110H194ZM23 112V111H22ZM25 112V111H24ZM80 112V111H79ZM84 112V111H83ZM139 112V113H138ZM208 112H209V110H208ZM1 113H2V111H1ZM9 113V112H8ZM7 113V114H8ZM13 113H14V111H13ZM12 113V114H13ZM166 113V112H165ZM187 113V112H186ZM205 113V112H204ZM203 113V114H204ZM4 114V113H3ZM17 114H18V112H17ZM16 114V111H15V115H17ZM25 114H27V113H25ZM139 114V115H138ZM142 114V113H141ZM144 114V113H143ZM156 114V113H155ZM158 114V113H157ZM170 114V113H169ZM174 114V113H173ZM196 114V113H195ZM260 114V113H259ZM9 115V114H8ZM30 115V114H29ZM83 115V114H82ZM145 115H146V113H145ZM210 115H211V113H210ZM262 115V114H261ZM2 116V115H1ZM11 116V115H10ZM21 116V115H20ZM25 116V115H24ZM78 116H79V114H78ZM148 116V115H147ZM151 116V115H150ZM149 116V117H150ZM165 116V115H164ZM7 117V116H6ZM12 117V116H11ZM26 117V116H25ZM25 117H23V118H25ZM140 117V118H141ZM152 117V116H151ZM150 117V118H151ZM163 117V116H162ZM167 117H168V115H167ZM13 118V117H12ZM47 118V119H48ZM76 119H78V120H80L81 118H77V117H75ZM139 117H137L136 119H138ZM156 118H157V116H156ZM161 118V117H160ZM198 118V117H197ZM34 119V118H33ZM44 119V120H45ZM135 119V120H136ZM145 119V118H144ZM152 119V118H151ZM208 119V118H207ZM212 119V118H211ZM1 120V119H0ZM10 120V119H9ZM16 119H14V121H15ZM31 120V119H30ZM38 120V119H37ZM49 120V119H48ZM48 120H45L46 121V124H47V121ZM75 120V119H74ZM140 120V119H139ZM139 120H138V122H139ZM146 120V119H145ZM148 120V119H147ZM153 120H155V119H153ZM190 120V119H189ZM13 121V122H14ZM53 121V122H54ZM149 121H150V119H149ZM48 122H50V121H48ZM75 122H78L77 120L75 121ZM74 122V123H75ZM81 122H82V120H81ZM134 122V121H133ZM132 122V123H133ZM137 121H135V123H136ZM146 122V121H145ZM153 122V121H152ZM19 123V122H18ZM33 123V122H32ZM56 125H58L59 126V124H57V122H54ZM53 123V124H54ZM72 123V122H71ZM86 123V122H85ZM149 123V122H148ZM159 123V122H158ZM231 123V122H230ZM34 124V123H33ZM49 124V123H48ZM61 124V123H60ZM129 124H131V123H129ZM143 124V123H142ZM152 124V123H151ZM153 124H155V123H153ZM14 125V124H13ZM29 125H30V123H29ZM52 125V124H51ZM64 125V123L62 124V126ZM65 125H67V124H65ZM76 125H78V124H76ZM82 125V124H81ZM86 125V124H85ZM135 125V124H134ZM133 125V126H134ZM137 125H139V123L137 124ZM144 125H145V123H144ZM143 125V126H144ZM147 125V124H146ZM145 125V126H146ZM157 125V124H156ZM33 126V125H32ZM42 126V125H41ZM127 126V125H126ZM149 126V125H148ZM175 126V125H174ZM35 127V126H34ZM45 127V126H44ZM79 127H82V126H80L79 125ZM102 127V128H101ZM136 127V126H135ZM142 127V126H141ZM140 126H139V128H141ZM19 128V127H18ZM33 128V127H32ZM66 128V127H65ZM76 128H78V127H76ZM137 128H138V126H137ZM151 128V127H150ZM156 128V127H155ZM1 129V128H0ZM38 129V128H37ZM75 129V128H74ZM79 129V128H78ZM81 129V128H80ZM86 129H88V127L86 128ZM128 129V128H127ZM126 129V130H127ZM132 129V128H131ZM136 129V128H135ZM168 129V128H167ZM233 129V128H232ZM7 130V129H6ZM10 130V129H9ZM14 130V129H13ZM18 130V129H17ZM92 130L94 131V132H92ZM95 130H96V132H95ZM100 130V131H99ZM137 130H139V129H137ZM141 130V129H140ZM152 130V129H151ZM160 130H162V129H160ZM159 130V131H160ZM188 130V129H187ZM193 130V129H192ZM196 130V129H195ZM230 130V129H229ZM241 130V129H240ZM36 131V130H35ZM142 131V130H141ZM150 131V130H149ZM148 131V132H149ZM175 131V130H174ZM231 131V130H230ZM242 131V130H241ZM4 132H5V130H4ZM3 132V133H4ZM14 131H12L11 132V135L13 134L14 136H13V140L15 141V139H16V137L15 136H17V137H19L18 135V132L16 133H13ZM71 132H73L72 134L74 135V134H76V135H74V137L76 138H74L73 136H72V134H71ZM129 132H131V131H129ZM162 132V131H161ZM196 132V131H195ZM10 133V132H9ZM84 133V134H83ZM96 133V135L94 136V137H92V135L93 134H95ZM143 133H145V132H143ZM186 133V132H185ZM191 133V132H190ZM197 133V132H196ZM217 133V132H216ZM71 134V135H70ZM78 134V135H77ZM80 134H82V135H80ZM88 134V135H89ZM121 134V135H120ZM134 134H136V133H134ZM134 134L132 135V136H130L131 138H133V140H135L136 139V137H135V139H134ZM140 134V133H139ZM142 134V133H141ZM10 135V134H9ZM80 135V137H82L83 138V140H82V138H80V137H77V136H79ZM90 135H89V137H90ZM124 135V134H123ZM126 135V134H125ZM143 135V134H142ZM147 136V134H144V136ZM243 135V134H242ZM3 137H4V135H2ZM62 136L64 137V140L63 141H61L63 138H62ZM86 136V135H85ZM96 136V138H98ZM127 136V135H126ZM139 136H141V135H139ZM139 136H138V139H139ZM144 136H143V138H144ZM149 136V135H148ZM227 136V135H226ZM232 136H234V135H232ZM239 136H241V135H239ZM250 136V135H249ZM14 137H15V139H14ZM88 136L86 137V138H88V140L89 139H91V138H89ZM123 137V136H122ZM121 137V138H122ZM244 136H242V138H243ZM258 137V136H257ZM35 138H37V141L38 142H34V139ZM77 138H80L79 140L77 139ZM102 138H103V136H102ZM232 138H234V137H232ZM262 138V137H261ZM55 139H57L56 141H55ZM138 139H136L137 141H138ZM203 139V138H202ZM243 139H245V138H243ZM248 139V138H247ZM255 139H257L256 137H255ZM5 140V139H4ZM16 140H18V139H16ZM50 140V141H49ZM52 140V141H51ZM55 142H54V141ZM123 140H124V138H123ZM127 140V139H126ZM131 140V139H130ZM148 140V139H147ZM146 140V141H147ZM7 141H8V137H7ZM19 141V140H18ZM80 142V143H76V142ZM87 141V140H86ZM91 141H92V139H91ZM137 141H134V142H137ZM140 141V140H139ZM242 141V140H241ZM249 141V140H248ZM252 141V140H251ZM10 142V141H9ZM9 142H7V143H9ZM52 142V143H51ZM88 143L90 142V141H87ZM103 142V141H102ZM128 142V141H127ZM132 142V141H131ZM133 142V143H134ZM141 142V141H140ZM139 142V143H140ZM143 142V141H142ZM189 142V141H188ZM195 142V141H194ZM230 142V141H229ZM256 142V141H255ZM259 142V141H258ZM14 143H16V142H14ZM18 143V142H17ZM166 143V142H165ZM196 143V142H195ZM202 143V142H201ZM250 143V142H249ZM248 143V144H249ZM1 144V143H0ZM13 144V143H12ZM136 144H138V143H136ZM144 144V143H143ZM143 144H142V146H143ZM258 144V143H257ZM264 144V143H263ZM91 145H94V144H91ZM100 145V144H99ZM129 145V144H128ZM138 145H140V144H138ZM226 145V144H225ZM254 145V144H253ZM130 146H131V144H130ZM203 146V145H202ZM227 146V145H226ZM100 147V146H99ZM136 147V146H135ZM138 147V146H137ZM140 147V146H139ZM138 147V148H139ZM253 147V146H252ZM103 148V147H102ZM132 148V147H131ZM137 148V149H138ZM224 148V147H223ZM229 148V147H228ZM227 148V149H228ZM244 148V147H243ZM128 149V148H127ZM141 149V148H140ZM200 149V148H199ZM231 149V148H230ZM241 149V148H240ZM132 150H133V148H132ZM171 150V149H170ZM203 150V149H202ZM248 150V149H247ZM263 150V149H262ZM261 150V151H262ZM130 151V150H129ZM166 151V150H165ZM256 151H257V149H256ZM182 152V151H181ZM205 152H207V151H205ZM263 152V151H262ZM1 153V152H0ZM1 153V154H2ZM105 153V152H104ZM166 153H168V152H166ZM244 153V152H243ZM261 152H259L258 154H260ZM101 154H102V152H101ZM129 154V153H128ZM204 154V153H203ZM224 154H226V153H224ZM54 155H57V157L56 156H54ZM132 155V154H131ZM134 155V154H133ZM169 155V154H168ZM168 155H167V157H168ZM210 155V154H209ZM221 155V154H220ZM232 155H235V154H232ZM264 155V154H263ZM130 156V155H129ZM194 156V155H193ZM204 156V155H203ZM242 156V155H241ZM261 156V155H260ZM104 157V156H103ZM128 157V156H127ZM164 157V156H163ZM171 157V156H170ZM232 157V156H231ZM234 157V156H233ZM262 157V156H261ZM260 157V158H261ZM100 158V157H99ZM130 158H132V157H130ZM136 158V157H135ZM172 158V157H171ZM228 158H230L229 156H228ZM235 158V157H234ZM233 158V159H234ZM264 158V156L262 157V159ZM3 159V158H2ZM222 159V158H221ZM227 159V158H226ZM1 160V159H0ZM6 160H4V163H6L5 161ZM158 160H159V158H158ZM202 160V159H201ZM204 160V159H203ZM209 160H211V158L209 159ZM220 160V159H219ZM128 161H130V160H128ZM162 161V160H161ZM177 161V160H176ZM188 161V160H187ZM192 161V160H191ZM252 161V160H251ZM255 161V160H254ZM264 161V160H263ZM2 162V161H1ZM164 162V161H163ZM166 162V161H165ZM172 162V161H171ZM244 162V161H243ZM261 162H262V160H261ZM147 163V162H146ZM212 163V162H211ZM231 163V162H230ZM241 163H242V161H241ZM250 163V162H249ZM264 163V162H263ZM3 164V163H2ZM162 164H164V163H162ZM165 164H167V163H165ZM165 164H164V166H165ZM175 164V163H174ZM173 164V165H174ZM229 164V163H228ZM248 164V163H247ZM253 164V163H252ZM4 165V164H3ZM6 165V164H5ZM204 165V164H203ZM210 165V164H209ZM216 165V164H215ZM244 165V164H243ZM263 165V164H262ZM0 166H2V165H0ZM168 166V165H167ZM171 166V165H170ZM248 166V165H247ZM264 166V165H263ZM3 167V166H2ZM6 167V166H5ZM142 167V166H141ZM140 167V168H141ZM144 167V166H143ZM237 167V166H236ZM253 167V166H252ZM33 168H35V170H37V173L36 172H33L34 174H35V177L36 178H34V175H31L30 173H31V170H34ZM164 168V167H163ZM243 168V167H242ZM249 168V167H248ZM132 169V168H131ZM147 169V168H146ZM153 169V168H152ZM179 169V168H178ZM181 169V168H180ZM198 169V168H197ZM199 169H202V168H199ZM199 169H198V171H199ZM244 169H246V168H244ZM249 169H251V168H249ZM257 169V168H256ZM262 169V168H261ZM4 170V169H3ZM164 170V169H163ZM173 170V169H172ZM175 170V169H174ZM1 171V170H0ZM6 171V172H7ZM129 171V170H128ZM159 171H160V169H159ZM168 171V170H167ZM189 171V170H188ZM262 171V170H261ZM3 172V171H2ZM153 172V171H152ZM216 172V171H215ZM245 172V171H244ZM127 173V172H126ZM193 173V172H192ZM241 173V172H240ZM253 173V172H252ZM15 174H14V176H13V178L15 177ZM155 174V173H154ZM154 174H153V176H154ZM160 174V173H159ZM208 174V173H207ZM213 174V173H212ZM257 174V173H256ZM262 174H264V173H262ZM9 174L7 173V176H8ZM170 175V174H169ZM225 175V174H224ZM239 175V174H238ZM124 176H126V177H124ZM130 176V175H129ZM134 176V175H133ZM143 176V175H142ZM158 176V175H157ZM161 176V175H160ZM165 176V175H164ZM171 176V175H170ZM180 176V175H179ZM206 176V175H205ZM214 176V175H213ZM260 176H263V175H260ZM12 177V176H11ZM132 177V176H131ZM177 177V176H176ZM185 177V176H184ZM234 177V176H233ZM257 177H259L258 175L256 176V178ZM13 178H11V179H9V180H14V182H16V178L15 179H13ZM156 178H158V177H156ZM205 178V177H204ZM263 177H261L260 178V181L258 182L259 184H258V190L257 189H255L257 192V196L256 197H258L257 199H254V200H257L256 202L259 204V202L262 204V209L264 210V198H263V201L261 200L262 199V189H263V186H264V178L262 179ZM6 179V178H5ZM123 179H124V181H123ZM128 179H129V177H128ZM132 179V178H131ZM153 179V178H152ZM151 179V180H152ZM193 179V178H192ZM231 179V178H230ZM233 179V178H232ZM231 179V180H232ZM247 179H249V177L247 178ZM7 180V179H6ZM127 180V179H126ZM143 180H145V179H143ZM157 180V179H156ZM159 180V179H158ZM158 180H157V182H158ZM259 180V179H258ZM26 181V180H25ZM32 181V182H33ZM123 181V182H122ZM137 181V180H136ZM146 181V180H145ZM148 181V180H147ZM161 181V180H160ZM186 181V180H185ZM222 181V180H221ZM233 181V180H232ZM251 181V180H250ZM256 181H257V179H256ZM18 182V181H17ZM20 182V181H19ZM29 182V181H28ZM143 182V181H142ZM153 182V181H152ZM155 182V181H154ZM153 182V183H154ZM166 182V181H165ZM225 182V181H224ZM234 182V181H233ZM248 182H249V180H248ZM129 183V182H128ZM193 183V182H192ZM230 183V182H229ZM240 183V182H239ZM243 183V182H242ZM4 184V183H3ZM6 184V183H5ZM19 184H22V183H19ZM24 184V183H23ZM29 184H30V182H29ZM33 184V183H32ZM138 184H140V182L138 183ZM149 184V183H148ZM147 184V185H148ZM241 184V183H240ZM239 184V185H240ZM256 184H257V182H256ZM18 185V184H17ZM26 185V184H25ZM51 185V184H50ZM150 185V184H149ZM160 185V184H159ZM186 185V184H185ZM188 185V184H187ZM229 185H231V184H229ZM263 185V186H262ZM8 186V185H7ZM23 186V185H22ZM34 186V185H33ZM45 186V185H44ZM103 186V185H102ZM130 186V185H129ZM132 186V185H131ZM151 186V185H150ZM235 186V185H234ZM248 186V185H247ZM254 186V185H253ZM12 187V186H11ZM26 187V186H25ZM47 187V185L45 186V187H43V189H41V190H44V188H46ZM104 187H105V184H104ZM221 187V186H220ZM219 187V188H220ZM229 187V186H228ZM18 188V187H17ZM28 188V187H27ZM30 188V187H29ZM58 188V187H57ZM125 188H128L127 187V185L125 186ZM139 188V187H138ZM150 188V187H149ZM160 188V187H159ZM250 188H251V186H250ZM9 189V188H8ZM121 190H122V188H120ZM119 189V190H120ZM130 189V188H129ZM152 189H153V187H152ZM224 189V187L222 188V190ZM235 189V188H234ZM252 189H254L253 187H252ZM252 189H251V191H252ZM22 190H23V188H22ZM22 190L19 192L22 196H23V201L25 200V202H28V199H29V197L31 196H28L29 194L28 193H30V191H28L27 192V189L24 191V192H22ZM33 190V189H32ZM37 190V189H36ZM39 190V189H38ZM45 190H47V189H45ZM45 190H44V192H45ZM125 190H127V189H125ZM227 190H229L228 188H227ZM8 191V190H7ZM70 191L72 192V196H70ZM221 191V190H220ZM219 191V193H221ZM250 191V192H251ZM5 192V191H4ZM9 192V191H8ZM41 192V191H40ZM111 192V191H110ZM123 192V191H122ZM126 192V191H125ZM130 192V191H129ZM156 192V191H155ZM231 192H233V191H231ZM31 193H32V191H31ZM30 193V194H31ZM132 193V192H131ZM150 193H151V191H150ZM149 193V194H150ZM216 193H218V191H216ZM219 193H218V197H219ZM223 193V192H222ZM234 193V192H233ZM232 193V194H233ZM6 194V193H5ZM18 194V193H17ZM36 194V193H35ZM34 194V195H35ZM111 194H113V193H111ZM120 194H123V193H120ZM126 194V193H125ZM130 194V193H129ZM139 194V193H138ZM58 195V194H57ZM143 195V194H142ZM142 195H140V196H142ZM234 195V194H233ZM240 195V194H239ZM264 195V194H263ZM36 197L38 196V195H35ZM111 196V195H110ZM118 196V195H117ZM124 196V195H123ZM150 196V195H149ZM222 196H224V195H222ZM222 196H221V199H222ZM248 196V195H247ZM19 197H20V195H19ZM28 197V198H27ZM115 197V196H114ZM131 197H132V195H131ZM135 197V196H134ZM151 197V196H150ZM217 197V198H218ZM232 197V196H231ZM243 197V196H242ZM246 196H244V198H245ZM253 197H254V195H253ZM261 197V198H260ZM112 198H113V196H112ZM119 198H121V197H119ZM123 198H125V197H123ZM127 198V197H126ZM128 198H129V196H128ZM127 198V199H128ZM138 198V197H137ZM226 198V197H225ZM233 198V197H232ZM22 199V198H21ZM32 199V198H31ZM36 199V198H35ZM35 199H33L34 201H35ZM114 199H116V198H114ZM129 199H131V198H129ZM220 199V198H219ZM231 199V198H230ZM230 199H229V201H230ZM251 199V198H250ZM30 200V199H29ZM123 199L121 198V201H122ZM135 200V199H134ZM217 200V199H216ZM216 200H215V204L213 205L212 204V202H210L212 205H209V207H208V210L210 211V213H211V220H212V223L213 224H211V229H212V232H213V235H214V230L216 231V229L217 230H219V232H220V230H225L226 231V229H224L225 228V226L227 225H225L223 222H220V224L219 223H216V220H218L217 222H219V220H223L224 218H225V216H224V218H222V219H220L221 218V216L219 217V214H218V212H219V210H220V203L221 202H216ZM227 200V199H226ZM225 200V201H226ZM249 200V199H248ZM37 201V200H36ZM117 201V200H116ZM115 201V202H116ZM120 201V200H119ZM118 201V202H119ZM209 201V200H208ZM224 201V200H223ZM232 201V200H231ZM243 201V200H242ZM247 201V200H246ZM245 201V202H246ZM24 202V203H25ZM32 201H30L28 204H30ZM108 202V201H107ZM134 202V201H133ZM145 202V201H144ZM233 202V201H232ZM250 202V201H249ZM124 203H125V201H124ZM213 203H214V201H213ZM237 203V202H236ZM243 203V202H242ZM247 203V202H246ZM253 203V202H252ZM35 204V203H34ZM54 204V203H53ZM111 204V203H110ZM115 204V203H114ZM133 204V203H132ZM131 204V205H132ZM209 204V203H208ZM228 204V203H227ZM241 204V203H240ZM244 204V203H243ZM242 204V205H243ZM257 204V205H258ZM260 204V205H261ZM27 205V204H26ZM30 205H32V204H30ZM36 205V204H35ZM116 205V204H115ZM121 205H123V204H121ZM126 205V204H125ZM134 205V204H133ZM142 205V204H141ZM179 205V204H178ZM233 205L234 206H232V208H230L229 207V205H228V207L230 208V209H232V210H234V211H232L233 213H232V215H231V217H229L228 216V218H233L234 217V220L237 218H235V201H234V203H233ZM255 205V204H254ZM28 206V205H27ZM177 206V205H176ZM237 206H238V203H237ZM248 206V205H247ZM250 206V205H249ZM253 206V205H252ZM122 207V206H121ZM141 207V206H140ZM207 207V206H206ZM225 207H226V204H225ZM239 207V206H238ZM238 207H236V209L238 208ZM22 208V207H21ZM20 208V209H21ZM28 208V207H27ZM26 208V209H27ZM114 208H115V206H114ZM123 208H124V206H123ZM222 208H223V206H222ZM221 208V209H222ZM250 208V207H249ZM248 207H247V210H246V214H245V216L244 215H241L242 216V218L239 220L240 221V224L238 223L237 224V228L238 229H241V227L240 226H244V225H250L249 223H247V221H250V220H252L253 218H252V209L254 208H252L251 210L249 209ZM261 208V207H260ZM127 209V208H126ZM181 209V208H180ZM199 209V208H198ZM207 209V208H206ZM226 209V208H225ZM225 209H223V210H225ZM228 209V208H227ZM239 209H240V207H239ZM238 209V210H239ZM249 209V210H248ZM259 209V208H258ZM258 209H257V211L256 212H259L258 211ZM76 210V209H75ZM207 210V211H208ZM223 210H222V212H223ZM256 210V209H255ZM261 210V209H260ZM140 210H136V213H135V218L136 219H139V218H141V216H143L142 215V213H140L139 212ZM176 211H177V209H176ZM200 211V210H199ZM216 211H218V212H216ZM226 211V210H225ZM228 211H230L231 212V210H229L228 209ZM228 211H226V212H228ZM240 211V210H239ZM11 212V211H10ZM20 212V211H19ZM22 212V211H21ZM96 212V211H95ZM159 212V211H158ZM163 212V211H162ZM190 212V211H189ZM221 212V211H220ZM229 212V213H230ZM238 212V211H237ZM237 212H236V215H237ZM243 212V211H242ZM94 213V212H93ZM101 213V212H100ZM105 213V212H104ZM115 213V212H114ZM264 213V212H263ZM133 214V213H132ZM152 214H154V213H152ZM181 214V213H180ZM183 214V213H182ZM208 214V213H207ZM224 215H227V213H223ZM238 214H240V213H238ZM16 215V214H15ZM22 215V214H21ZM190 215V214H189ZM222 215V214H221ZM230 215V214H229ZM86 216H88V215H86ZM203 216V215H202ZM207 216V215H206ZM238 216V215H237ZM240 216V215H239ZM243 216H244V218H243ZM254 216V215H253ZM260 216V215H259ZM19 217V216H18ZM17 217V218H18ZM111 217V216H110ZM114 217V216H113ZM133 217H134V215H133ZM175 217V216H174ZM181 217V216H180ZM183 217H185V216H183ZM219 217V218H218ZM223 217V216H222ZM257 217V216H256ZM108 218V217H107ZM112 218V217H111ZM161 218V217H160ZM167 218V217H166ZM188 218V217H187ZM189 218H191V217H189ZM227 218V219H228ZM264 218V217H263ZM21 219V218H20ZM87 219V218H86ZM89 219V218H88ZM113 219V218H112ZM132 219V218H131ZM157 219V218H156ZM163 219V218H162ZM177 219V218H176ZM206 219V218H205ZM244 219V220H243ZM257 219H259V218H257ZM19 220V219H18ZM41 220H42V223H40V224H43V223H45L46 221H49L50 220V215L48 214H46L45 212H43L42 213V218H41ZM133 220V219H132ZM182 220V219H181ZM225 220V219H224ZM230 220V219H229ZM262 220V219H261ZM111 221H113V220H111ZM135 221V220H134ZM134 221H133V223H134ZM175 221V220H174ZM210 221V220H209ZM232 221H233V219H232ZM263 221V220H262ZM37 222V221H36ZM88 222V221H87ZM110 222V221H109ZM115 222V221H114ZM130 222V221H129ZM136 223H137V220L135 221ZM178 222H179V218H178ZM186 222V221H185ZM225 222H227L228 224H231L230 222H228V221H225ZM256 222V221H255ZM12 223V222H11ZM10 223V224H11ZM31 223V222H30ZM54 223V222H53ZM59 223V222H58ZM63 223V222H62ZM183 223V222H182ZM182 223L180 222V224L182 225ZM188 223V222H187ZM193 223V222H192ZM197 223V222H196ZM196 223H194V224H196ZM207 223V222H206ZM221 223H223V224H221ZM235 221H234V225H235ZM247 223V224H246ZM160 224V223H159ZM158 224V225H159ZM174 224V223H173ZM199 224V223H198ZM203 224V223H202ZM38 225V224H37ZM48 225V224H47ZM108 225V224H107ZM155 225V224H154ZM166 226H167V222H166V224H165ZM169 225H170V223H169ZM179 225V224H178ZM184 225V224H183ZM200 225V224H199ZM208 225H209V223H208ZM232 225H233V222H232ZM231 225V226H232ZM234 225H233V227H234ZM262 225H264V224H262ZM10 226V225H9ZM8 226V227H9ZM20 226V225H19ZM51 226V225H50ZM114 226V225H113ZM152 226V225H151ZM164 226V225H163ZM176 226V225H175ZM193 226V225H192ZM203 226V225H202ZM229 226V225H228ZM246 226H245V228H246ZM248 226H247V228H248ZM257 226V225H256ZM27 227V226H26ZM37 227H39V226H37ZM48 227V226H47ZM53 227V226H52ZM55 227V226H54ZM60 227V226H59ZM171 227H173V226H171ZM181 227V226H180ZM179 227V228H180ZM185 227V226H184ZM205 227V226H204ZM203 227V228H204ZM232 227V228H233ZM240 227V228H239ZM10 228V227H9ZM17 228V227H16ZM49 228V227H48ZM48 228H45L44 229V231H42L43 233L45 232H48L49 233V229ZM146 228V227H145ZM145 228H143V226L141 227L140 226V229L142 230L141 231V233H137L135 236H136V239L138 238V240H144V239H147V233H146V231L144 230ZM153 227H151V229H152ZM156 228V227H155ZM158 228V227H157ZM182 228V227H181ZM192 228V227H191ZM202 228V227H201ZM200 228V229H201ZM202 228V229H203ZM227 228V227H226ZM232 228H231V230H232ZM236 228V227H235ZM245 228L243 227V230H245ZM253 228V227H252ZM40 229V228H39ZM49 231H48V230ZM160 229V228H159ZM168 227L166 228L165 226L164 227H161V230H159V232L157 233V234H159L158 235V237L159 238H157L158 239V241L160 242V243H164L165 242V238L164 237H166L164 234L166 233V235H168V233H170V232H168ZM172 229V228H171ZM185 229L186 228H184V230L182 229V234H181V236H180V238H179V240H178V243H176L177 245H178V249H180L181 251H183L184 252V254L186 253V255H187V253H189L188 251H189V245H191L190 244V240H189V237L191 236V235H193L195 238L197 237L196 235H198L199 233L201 234L202 233V231L201 230H198V231H191V233L188 231V232H185ZM205 229V228H204ZM208 229V228H207ZM259 229V228H258ZM262 229V228H261ZM260 229V230H261ZM43 230V229H42ZM46 230V231H45ZM52 230V229H51ZM58 230V229H57ZM105 230V229H104ZM174 230H175V228H174ZM173 230V231H174ZM242 230V229H241ZM248 230V229H247ZM252 230V229H251ZM257 230V229H256ZM13 231V230H12ZM31 231V230H30ZM39 231H41V230H39ZM177 231V230H176ZM187 231V230H186ZM221 231V232H222ZM262 231V230H261ZM10 232V231H9ZM37 232V231H36ZM55 232V231H54ZM70 232V237L69 238H71V241H70V244H69V247H70V250L72 251V253L75 255H78V257L76 256V258L79 260H77V259H74L75 260V262L76 261H78L77 262V264H79V263H82V264H85V262L84 261H86V259L88 258L89 259V257L91 258V255H93L94 253H95V251H96V247L93 245L94 243L92 242V240H90V238L89 237H87V234H85L84 232H82L81 230H80V228L78 229V228H75V229H71V231H69ZM110 232V231H109ZM154 232V231H153ZM207 232V231H206ZM218 232V231H217ZM233 232V231H232ZM235 232V231H234ZM249 232V231H248ZM263 232V231H262ZM262 232H261V234H262ZM11 233H13V232H11ZM41 233V232H40ZM101 233V232H100ZM105 233V232H104ZM172 233V232H171ZM190 233V234H189ZM205 233V232H204ZM224 233V232H223ZM222 233V234H223ZM227 233V232H226ZM230 233V232H229ZM253 233V232H252ZM257 233V232H256ZM9 234V233H8ZM15 234V233H14ZM42 234V233H41ZM54 234V233H53ZM82 236L83 235V237H81L80 235ZM242 234V233H241ZM247 234V233H246ZM251 234V233H250ZM11 235V234H10ZM9 235V236H10ZM43 235V234H42ZM45 235V234H44ZM44 235H43V237H44ZM107 235V234H106ZM109 235V234H108ZM152 235V234H151ZM162 235V236H161ZM203 235V234H202ZM227 235H228V233H227ZM235 235V234H234ZM233 235V236H234ZM243 235V234H242ZM254 235V234H253ZM257 235V234H256ZM35 236V235H34ZM41 236V235H40ZM39 236V237H40ZM53 236V235H52ZM76 236V238L78 237V239H76V238H74ZM79 236L81 237V238H79ZM154 236V235H153ZM192 236V237H193ZM225 236H226V234H225ZM230 236H231V234H230ZM244 236V235H243ZM86 237V238H85ZM104 237V236H103ZM151 237V236H150ZM162 237V238H161ZM168 237H171V236H168ZM177 237V236H176ZM218 237V236H217ZM228 237V236H227ZM236 237V236H235ZM238 237V236H237ZM236 237V238H237ZM246 237V236H245ZM29 238V237H28ZM34 238V237H33ZM46 238H47V236H46ZM45 238V239H46ZM82 238H85L84 240L82 239ZM102 238V237H101ZM149 238V237H148ZM161 238V239H160ZM200 238V237H199ZM215 238V236L212 238L211 237V235H210V233H207V235H206V237H204V240H202V241H200L201 242V244L199 243V245H200V247L199 248H202L201 249V252H202V255H203V258L204 259H206L207 261H209V262H211V263H216V255H215V253H214V249H215V247L213 248V246L215 245V241L213 240ZM235 238V239H236ZM253 237L251 236V239H252ZM45 239H44V241H45ZM56 239V238H55ZM82 239V240H81ZM104 239V238H103ZM105 239H107V237L105 238ZM114 239H115V237H114ZM169 239V238H168ZM176 239V238H175ZM197 239H198V237H197ZM196 239V240H197ZM231 239V238H230ZM238 239V238H237ZM6 240V239H5ZM8 240V239H7ZM59 240V239H58ZM134 240V239H133ZM177 240V239H176ZM200 240V239H199ZM217 240V239H216ZM222 240V239H221ZM229 240V239H228ZM263 240V239H262ZM32 241H33V239H32ZM56 241V240H55ZM136 241V240H135ZM145 241V240H144ZM150 241V240H149ZM153 241V240H152ZM250 241V240H249ZM254 241H255V239H254ZM8 242V241H7ZM26 242V241H25ZM30 242V241H29ZM40 242H41V240H40ZM57 242V241H56ZM110 242V241H109ZM156 242H157V240H156ZM155 242V243H156ZM177 242V241H176ZM192 242V241H191ZM230 242V241H229ZM234 242V241H233ZM238 242V241H237ZM243 242H244V240H243ZM246 242V241H245ZM261 242V241H260ZM27 243V242H26ZM25 243V244H26ZM45 242H43V244H44ZM104 243V242H103ZM111 243V242H110ZM142 243V242H141ZM148 243V242H147ZM151 243V242H150ZM221 243V242H220ZM247 243V242H246ZM251 243V242H250ZM10 244H12V243H10ZM41 244H42V242H41ZM40 244V245H41ZM42 244V245H43ZM62 243H60L59 245H61ZM113 244V243H112ZM196 244H197V242H196ZM233 244V243H232ZM240 244V243H239ZM238 244V245H239ZM262 244H264V243H262ZM28 245L29 244H27V247H28ZM38 245V244H37ZM41 245V246H42ZM46 245V244H45ZM44 245V246H45ZM63 245H66V243L65 244H63ZM151 245V244H150ZM155 245V244H154ZM157 245H158V243H157ZM167 245V244H166ZM175 245V244H174ZM177 245H175V246H177ZM198 245V246H199ZM242 245V244H241ZM259 245V244H258ZM12 246V245H11ZM48 246V245H47ZM50 246V245H49ZM56 246V245H55ZM126 246V245H125ZM226 246V245H225ZM247 246H248V244H247ZM251 246V245H250ZM260 246V245H259ZM54 247V246H53ZM103 247V246H102ZM161 247V246H160ZM196 247V246H195ZM217 247H219L218 245H217ZM246 247V246H245ZM12 248V247H11ZM38 248V247H37ZM42 248V247H41ZM44 248V247H43ZM43 248L41 249L42 251H43ZM127 248V247H126ZM227 248V247H226ZM238 248V247H237ZM248 248V247H247ZM251 248H253V247H251ZM98 249V248H97ZM137 249V248H136ZM197 249V248H196ZM225 249V248H224ZM231 249V248H230ZM245 249V248H244ZM244 249L242 250V252H244ZM256 249V248H255ZM23 250V249H22ZM26 250V249H25ZM104 250V249H103ZM110 250V249H109ZM122 250V249H121ZM166 250V249H165ZM218 250V249H217ZM241 250V249H240ZM248 250V249H247ZM247 250H245V251H247ZM16 251V250H15ZM30 251V250H29ZM113 251V250H112ZM175 251H177V249L175 250ZM230 251V250H229ZM235 250H233V252H234ZM238 251V250H237ZM249 251V250H248ZM252 251H254V250H252ZM259 251V250H258ZM262 251V250H261ZM261 251H259V252H257V250L255 251L256 252V258L254 259L256 262H254V260H253V264L255 263H257V264H264V261H263V259H261V257L263 258V256H264V254L261 256ZM12 252V251H11ZM25 252V251H24ZM27 252V251H26ZM38 252V251H37ZM39 252H40V249H39ZM133 252V251H132ZM180 252V251H179ZM182 252V253H183ZM232 252V253H233ZM241 252V251H240ZM241 252V254H242V256L241 257H243V256H245V255H251L252 254V252H251V254H246V253H242ZM255 252H254V255H252L253 257H255ZM264 252V251H263ZM107 253V252H106ZM177 253V252H176ZM181 253V254H182ZM219 253V252H218ZM221 253V252H220ZM224 253V252H223ZM229 253H231V252H229ZM228 253V254H229ZM238 253V252H237ZM250 253V252H249ZM12 254H13V252H12ZM15 254V253H14ZM137 254V253H136ZM163 254H166V252L165 253H163ZM183 254V255H184ZM8 255V254H7ZM20 255V254H19ZM22 255V254H21ZM40 255V254H39ZM175 255V254H174ZM220 255V254H219ZM237 255V254H236ZM10 256V255H9ZM31 256V255H30ZM37 256V255H36ZM107 256V255H106ZM159 256V255H158ZM221 256V255H220ZM251 256V257H252ZM19 257V256H18ZM49 257V256H48ZM81 257V258H80ZM103 257V256H102ZM232 257V256H231ZM230 257V258H231ZM240 257V256H239ZM13 258V257H12ZM11 258V259H12ZM101 258V257H100ZM104 258V257H103ZM113 258V257H112ZM187 258V257H186ZM238 258V257H237ZM237 258H235V260L237 259ZM249 258V257H248ZM7 259V258H6ZM108 259V258H107ZM152 259V258H151ZM166 259V258H165ZM173 259H175V258H173ZM183 259V258H182ZM246 259V258H245ZM251 259V258H250ZM249 259V260H250ZM9 260V259H8ZM106 260V259H105ZM110 260H111V258H110ZM114 260V259H113ZM167 260V259H166ZM186 260V259H185ZM239 260V259H238ZM242 260V258L239 260V261H241ZM243 260H244V257H243ZM18 261V260H17ZM39 261V260H38ZM84 263H83V262ZM123 261V260H122ZM183 261V260H182ZM198 261V260H197ZM204 261V260H203ZM224 261H226V260H224ZM234 261V260H233ZM246 260H244V262H245ZM248 261V260H247ZM247 261L245 262V264H247ZM263 261V262H262ZM7 262V261H6ZM20 262V261H19ZM186 262V261H185ZM189 262V261H188ZM249 262H252V261H249ZM248 262V263H249ZM259 262V263H258ZM18 263V262H17ZM99 263V262H98ZM148 263V262H147ZM205 263V262H204ZM96 264H97V262H96ZM107 264V263H106ZM164 264V263H163ZM177 264H178V262H177ZM220 264V263H219ZM234 264V263H233ZM238 264H241V263H238ZM242 264H244V263H242ZM249 264H251V263H249Z\"/></svg>",
	"mask_w": 264,
	"mask_h": 264
}]
</instances>
